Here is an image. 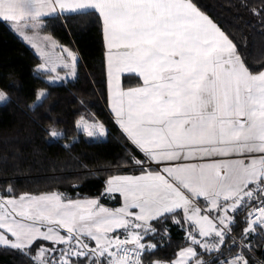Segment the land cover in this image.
Instances as JSON below:
<instances>
[{"label":"snow or ice","instance_id":"obj_1","mask_svg":"<svg viewBox=\"0 0 264 264\" xmlns=\"http://www.w3.org/2000/svg\"><path fill=\"white\" fill-rule=\"evenodd\" d=\"M95 14L102 18L108 49L111 110L146 157L133 158L134 163L143 169L148 161L240 158L177 164L164 167V174L144 170L139 176L113 177L107 191L123 196V206L115 210L96 200L65 202L55 193L0 197V250L14 251L33 264H142L145 252L156 248L141 242L156 232L149 222L172 216L179 224L175 214L182 211L192 227L191 246L171 264H213L211 256L199 258L194 246L215 253L219 264H248L244 239L257 225L264 229V71L253 74L234 42L192 0H0V23H9L24 40H30L27 32L46 24V17ZM253 14L259 12L253 9ZM62 52L69 62L58 64L46 56L38 66L50 75V83L77 75L78 57L66 48ZM122 73L135 74L142 86L122 90L115 83ZM46 95L38 92L37 104ZM6 99L0 92V101ZM81 127L88 137L105 135L103 124L77 121ZM49 135L60 133L52 129ZM254 200L243 238L232 240L240 251L220 259L234 215ZM209 213L216 215L210 218ZM117 229L126 238L109 235ZM37 241L64 247L41 246L33 256Z\"/></svg>","mask_w":264,"mask_h":264},{"label":"trees","instance_id":"obj_2","mask_svg":"<svg viewBox=\"0 0 264 264\" xmlns=\"http://www.w3.org/2000/svg\"><path fill=\"white\" fill-rule=\"evenodd\" d=\"M228 35L252 73L264 70V0H192ZM256 9L259 14H253ZM42 30L50 33L61 45L78 54L77 75L67 81L50 83V75L38 71L41 58L29 41L24 40L9 23H0V197L18 198L21 195L58 193L65 200L97 199L117 207L120 197L110 199L107 181L123 171H142L133 162L146 161L145 155L127 138L120 128L109 101L106 43L102 18L95 15L46 17ZM54 75V74H52ZM122 86L142 85L135 74L124 73ZM47 94L37 104L40 91ZM85 119L107 129L105 137H88L77 121ZM60 133L51 137L50 131ZM249 187H253L250 185ZM9 189L11 191H9ZM259 195V194H257ZM204 204L203 200H200ZM257 201H252L234 215L235 224L220 259L233 255L247 227L248 213ZM167 219L152 220L155 233L145 236L156 248L145 252L142 264L163 262L171 264L182 248L191 246L188 234L191 224L183 212ZM61 233L66 235L65 230ZM89 247L94 244L85 238ZM249 246L244 251L248 264H264V229L244 239ZM62 248L50 241H37L32 248ZM199 258L208 261L215 253H206L194 246ZM0 264H33L32 260L14 251L0 250Z\"/></svg>","mask_w":264,"mask_h":264},{"label":"crops","instance_id":"obj_3","mask_svg":"<svg viewBox=\"0 0 264 264\" xmlns=\"http://www.w3.org/2000/svg\"><path fill=\"white\" fill-rule=\"evenodd\" d=\"M223 31V30H222ZM105 37V36H104ZM105 43H106V40H105ZM61 49H63V48H61ZM107 56H108V49H107V45H106V64L108 65V62H107ZM107 70H108V66H107ZM264 71V70H263ZM124 73H122V74H120L119 75V79H118V81H116L115 83H117L118 85H119V87L122 89V90H125V91H127V90H129V89H132V88H136V87H139V86H142V85H139V86H135V87H130V88H124L123 86H122V75H123ZM253 74H257V73H253ZM112 81H110V78H109V76H108V84H109V101H108V105H109V107H110V109H111V92H112ZM112 111V110H111ZM113 113V112H112ZM114 114V113H113ZM114 117H115V114H114ZM119 125V124H118ZM106 134H107V129H106V127H105V135L104 136H106ZM238 158H240V157H238V156H235V155H233V156H203V157H196V158H194V159H189V160H183V161H163V162H161V166H160V168H158V167H155V166H151V165H149V163H147L144 167V169L142 170V171H144V170H146V171H153V172H155V171H160L161 172V174H164L163 172H162V170H163V168L164 167H168V166H175V165H177V164H197V163H211V162H213V161H225V160H232V159H238ZM138 167H142L141 165H138ZM142 171H123V172H120V173H117V174H115V175H113V176H111L109 179H111V178H113V177H117V176H139V175H141L142 174ZM50 194H53V193H48V194H42V195H50ZM55 194H58V193H55ZM108 194L110 195V199H114V198H116V196H119L120 197V204H119V206H117V207H110V206H107V205H104V204H102V203H100V201H98L97 199H81V200H77V201H81V202H84V201H87V200H96V201H98V204L99 205H101V206H103V207H105V208H108L109 210H115V209H117V208H120V207H122L123 206V196L120 194V193H118V192H108ZM60 195V194H59ZM40 196V195H39ZM62 197V196H61ZM63 198V197H62ZM64 199V198H63ZM65 200V199H64ZM200 200H203V198H200ZM66 201H68V200H65V202ZM200 203V206L201 207H204V204L202 205L201 204V202H199ZM134 211H138V210H134ZM203 214V213H202ZM209 215H210V218L211 217H213V216H215L216 215V213H209ZM229 215H233L232 213H229ZM149 223H151V221L149 222ZM61 235H65V234H63V233H61ZM109 235L110 236H113V237H115V236H119L121 239H124V238H126V235H127V233L123 230V229H117L115 232H110L109 233ZM197 239H204V238H201V237H199L198 235H197ZM209 239H215L214 237L213 238H209ZM93 244H94V246H95V242L94 241H91ZM141 242H143V241H141ZM143 243H145V242H143ZM146 243L148 244H153L152 243V241H146ZM129 246H132V245H129ZM189 247V246H188ZM187 247H185V248H182L181 250H183V249H186ZM180 250V251H181ZM179 251V252H180ZM158 263H163V262H159V261H157V262H155V264H158Z\"/></svg>","mask_w":264,"mask_h":264},{"label":"rangeland","instance_id":"obj_4","mask_svg":"<svg viewBox=\"0 0 264 264\" xmlns=\"http://www.w3.org/2000/svg\"><path fill=\"white\" fill-rule=\"evenodd\" d=\"M193 3V2H192ZM194 4V3H193ZM195 5V4H194ZM196 6V5H195ZM197 7V6H196ZM198 8V7H197ZM199 9V8H198ZM203 14H205L206 16H208L206 13H204L201 9H199ZM209 17V16H208ZM209 19H211L209 17ZM212 20V19H211ZM213 21V20H212ZM214 22V21H213ZM216 25L217 23L214 22ZM218 26V25H217ZM219 27V26H218ZM220 28V27H219ZM221 29V28H220ZM222 30V29H221ZM224 32V31H223ZM225 33V32H224ZM226 34V33H225ZM26 35H28L30 37L29 43L34 47L35 52L37 53V55L41 58V63L44 62V59L46 56H51L53 59H55L57 61L58 64H62L65 62H69L68 61V57H67V53L62 52V49H68L69 51L73 52L77 57L78 54L76 53V51L70 49L69 47L65 46V45H61L50 33L45 32L41 29H38L35 31V33L29 31L26 33ZM227 35V34H226ZM228 36V35H227ZM41 52H43L45 55H41ZM40 63V64H41ZM39 64V65H40ZM38 65V66H39ZM58 71L60 72L61 76L65 75L66 70H60L58 69ZM55 75V74H54ZM51 79V77L49 78ZM44 91V90H43ZM45 92V91H44ZM79 121L82 122V125H93V124H99V123H90L87 122L85 119H80ZM105 128V126H104ZM82 129V127H81ZM105 137V136H103ZM35 196H39V195H35ZM5 199H9V198H5ZM143 243V242H142ZM144 244L147 245V243L145 242ZM149 244V243H148ZM132 247V246H131ZM179 257H177L175 260H177ZM158 264H167V263H158Z\"/></svg>","mask_w":264,"mask_h":264},{"label":"built area","instance_id":"obj_5","mask_svg":"<svg viewBox=\"0 0 264 264\" xmlns=\"http://www.w3.org/2000/svg\"><path fill=\"white\" fill-rule=\"evenodd\" d=\"M147 163H149V165H151V166H155V167H158V168H160V166H161V163H159V164H157L156 162H154V161H148ZM234 215V214H233ZM128 247H131V246H129L128 245ZM239 251H240V249H239ZM236 255V253L235 254H233V255H231V256H235ZM227 258V257H226ZM225 259V258H224Z\"/></svg>","mask_w":264,"mask_h":264}]
</instances>
